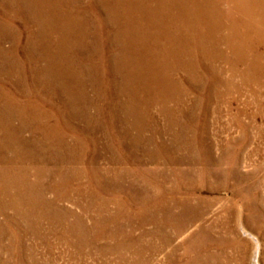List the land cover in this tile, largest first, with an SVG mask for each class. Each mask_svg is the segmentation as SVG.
<instances>
[{"label": "rangeland", "instance_id": "374dc122", "mask_svg": "<svg viewBox=\"0 0 264 264\" xmlns=\"http://www.w3.org/2000/svg\"><path fill=\"white\" fill-rule=\"evenodd\" d=\"M226 4L223 3L222 6L227 8ZM261 37L263 43L259 51L261 53L263 51L264 55V36ZM253 42L254 40L251 46L248 43L245 61L242 60L244 63L242 61L234 63L237 65L236 69L225 63V57L218 54L217 57L214 51L211 53L207 46L203 54L196 53L200 62L196 73L203 78L204 91L201 92L202 84L196 82L200 90L197 93L192 91L193 94H190L191 89H189V95L185 94L189 99L194 95L202 98L203 102L201 101L200 109L196 112L201 120L206 116L200 123L202 125V122H205V129L194 132L187 128L182 132L177 125H172L168 127L170 130L166 128L167 132L155 139L158 143L161 140L168 142L161 146L157 143L152 145L148 141L151 132L134 133V130L131 131L125 123L122 124L120 121L122 117L119 118V123L115 121L117 130L110 131L111 134L106 132L108 138L100 129H85L87 133H83V130L78 133L81 138L84 137L83 140H88L82 142L84 144L82 148L70 146L67 149L64 147L63 151L61 148H46L43 149L42 154L47 158L44 157L42 160L37 158V165H24L22 169L23 172L26 171L27 177L20 180L21 182L17 180L20 185L16 188L27 197L26 202L24 200L22 204L25 209H21L28 213V216L31 214L28 219L31 220V224L0 227V264H264V69L258 67L255 68H258L257 71L254 68L249 71L244 69V64L248 60L252 63V53L257 52L258 44L254 45ZM9 45L7 41L2 44L3 47ZM217 47L226 53L227 58H231L224 45L217 43ZM263 55L259 58L261 60L258 59L261 67H264ZM182 86L191 88L186 82H183ZM208 91L212 92L213 96ZM87 92L91 93L89 87L86 89ZM91 112L92 109L89 110L90 114ZM2 118L4 117H0ZM54 118L49 122V124L56 123L54 126L57 127V132L54 134H59V137L62 136V139L71 143L69 137L72 133L60 127V123H63L61 116L58 114V117ZM177 120L182 119L177 118ZM2 132L0 135L5 134L4 137L10 134L8 130ZM106 143L110 145L107 146ZM10 148H7L8 153L4 148L2 149L7 155L12 151L22 155L19 147L12 145ZM83 166L84 169L81 168ZM6 168L0 167L12 177L19 174L17 172L19 166ZM35 171H40V177H34ZM64 175L66 178L63 177ZM9 184L11 190L12 185L15 184ZM44 186H47V190ZM35 189L44 192L42 195L46 200L50 199L49 201L52 202L50 209L44 208L49 205L42 200L33 198ZM82 192L83 194H80ZM73 198L75 201L72 200ZM44 216H47L48 220ZM1 218L2 216L0 217L2 221Z\"/></svg>", "mask_w": 264, "mask_h": 264}, {"label": "bare ground", "instance_id": "6f19581e", "mask_svg": "<svg viewBox=\"0 0 264 264\" xmlns=\"http://www.w3.org/2000/svg\"><path fill=\"white\" fill-rule=\"evenodd\" d=\"M223 3H227V8L222 6ZM263 33L264 0H0V117H4L0 119V129L5 132L10 131V134L5 137V134L0 135V141L3 137L5 139V143H3L4 140L0 142V167L19 166L21 168L17 170L19 174L15 172L17 175H13L14 177L6 170L0 169V217L2 216L0 227L3 225L19 227L21 224H31V220L28 221L31 214L28 216V213L21 209L24 208L22 204L27 197H24L22 191L16 188L17 185H20L17 180L20 181L27 177L25 176L26 171L23 172L22 167L27 164L37 165V158L42 160L46 157L42 154L43 149L46 148H61V150L70 146L82 148L84 146L82 142H88V140H83L84 137L79 136L78 133H81L82 130L84 133L85 129L97 128L111 134L110 131H114L118 127L115 121L118 122L119 118L123 117L120 121L122 124L125 123L126 127L131 128V131L134 130V133L137 134L144 131L151 132L148 141L152 145L157 143L161 146L168 141L161 140L158 143L155 139L157 136L165 134L166 128L168 129L169 126L177 125L182 132L187 128L194 132L205 129V122H202L204 128L200 123L206 116L201 120L196 112L197 109H200L199 104L201 105L202 98L198 95H194L191 99L187 97L189 89H191L190 94H193L192 91L197 93L200 90L199 84L196 85V82L202 84L201 92L204 91L203 78L199 73H196L197 66L200 64L196 53L203 54L207 46L211 53L214 51L213 53L216 55L225 57V63L227 62L236 69L237 65L234 63L245 61L244 58L249 48L248 43L251 46L254 40V45L258 44L257 52L252 53V63L248 60L244 64V69L246 71L256 67L264 69L258 62V59L263 55V51L261 49L262 53L259 51V47L263 43L261 37L264 36ZM4 41L10 43L9 47L2 46ZM217 43L225 46L231 58L226 57V53L217 47ZM218 55L217 57H219ZM234 68L233 70H235ZM257 69L255 70L257 71ZM211 74L213 73L211 72ZM183 82H186L191 88L182 86ZM88 87L91 90L90 94H88L89 91L86 93ZM211 93L209 94L211 95ZM90 109L93 110L92 114L89 113ZM58 114L63 119V123H60L61 129L72 133L69 137L71 143L62 139V136L59 137V134H54L57 132V127L54 126L56 123L49 124L55 119L54 117H58ZM177 118L182 120H177ZM166 122L168 124L165 125ZM27 132L30 133L26 134ZM99 134L101 135V133ZM50 137L52 140L49 139ZM137 140L139 139L137 138ZM104 143L101 144L104 145ZM12 145L19 147L22 155L13 151L7 155V148ZM62 158L61 154V160ZM167 166L169 165L167 164ZM81 168L84 169V166ZM72 171L75 173L74 169ZM33 173L35 178L41 175L40 171ZM97 178L99 179V177ZM9 183L15 184L12 185L11 190L8 187ZM15 188L16 190H13ZM44 188L47 190V186ZM43 193L39 189H35L32 196L48 204L49 207L44 206V208L50 209L52 202L49 201L50 199L46 200ZM72 200L75 201L74 198ZM168 209L170 208L168 207ZM27 227L29 226L27 225Z\"/></svg>", "mask_w": 264, "mask_h": 264}]
</instances>
